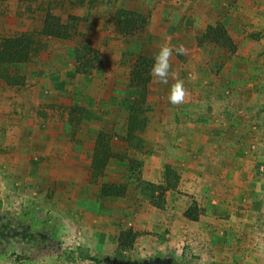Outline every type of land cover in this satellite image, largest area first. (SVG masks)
Instances as JSON below:
<instances>
[{
	"label": "rangeland",
	"instance_id": "rangeland-1",
	"mask_svg": "<svg viewBox=\"0 0 264 264\" xmlns=\"http://www.w3.org/2000/svg\"><path fill=\"white\" fill-rule=\"evenodd\" d=\"M119 8L144 14L143 33L116 26ZM48 12L75 40L41 32ZM83 40L101 62L71 76ZM141 44L173 48L154 100L174 77L186 95L160 98L143 147L128 148V51ZM100 131L135 161L92 174ZM99 260L264 264V0H0V264Z\"/></svg>",
	"mask_w": 264,
	"mask_h": 264
},
{
	"label": "trees",
	"instance_id": "trees-1",
	"mask_svg": "<svg viewBox=\"0 0 264 264\" xmlns=\"http://www.w3.org/2000/svg\"><path fill=\"white\" fill-rule=\"evenodd\" d=\"M120 9V8H119ZM117 20L114 18L116 26L123 31V24L125 22L124 31L129 34L130 39L137 37L138 34L143 33V30L139 24L135 22L144 17V14L137 11L120 9L115 15ZM118 21V22H117ZM128 22V23H127ZM43 28L41 32L45 35L59 37L62 39L75 40L76 31L70 29V26L63 22L62 18L57 14L48 12L43 20ZM223 31V29H221ZM224 43L226 48L230 45V38L227 34L222 32ZM220 35V34H219ZM142 45V44H141ZM143 47V48H142ZM141 48L128 51L129 56V84L128 88L135 94H130L127 90L126 100L123 102L125 116V127L120 142L128 148H141L145 143V138L142 133L147 127L149 122L150 112L157 111L159 100H168L166 92H161L157 100L153 88H151L152 75L150 69L153 64V55L146 52V48L142 45ZM72 53L74 56V70L70 72L71 76L76 74H91L97 65L101 62V53L90 41H76L72 46ZM233 53V52H232ZM173 63L172 65H175ZM177 72V70H175ZM171 78V76H170ZM65 84L64 81L58 80V86ZM170 105V104H168ZM163 107H165L163 105ZM166 115L167 110H163ZM113 138L105 131H100L94 144L92 161H91V172L100 171L105 173L108 165L115 160L118 156L127 164L133 163L135 158L129 153L120 154L113 149ZM113 187V183H104L101 187V193H104L107 188ZM97 264H108L102 261H97Z\"/></svg>",
	"mask_w": 264,
	"mask_h": 264
},
{
	"label": "clouds",
	"instance_id": "clouds-1",
	"mask_svg": "<svg viewBox=\"0 0 264 264\" xmlns=\"http://www.w3.org/2000/svg\"><path fill=\"white\" fill-rule=\"evenodd\" d=\"M177 54L183 55L186 52L185 47L181 44L175 49ZM173 54V48L163 45L160 47L158 52L153 57V64L150 69V74L153 77L159 79V83L167 85L169 83L170 69H171V56ZM175 78V83L170 86L169 95L167 97L168 101L172 105H180L185 100V87L184 81Z\"/></svg>",
	"mask_w": 264,
	"mask_h": 264
}]
</instances>
